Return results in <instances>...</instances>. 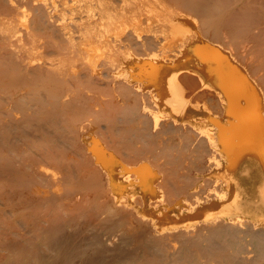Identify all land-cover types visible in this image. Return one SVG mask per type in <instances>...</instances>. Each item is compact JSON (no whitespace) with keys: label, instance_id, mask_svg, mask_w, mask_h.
<instances>
[{"label":"bare ground","instance_id":"bare-ground-1","mask_svg":"<svg viewBox=\"0 0 264 264\" xmlns=\"http://www.w3.org/2000/svg\"><path fill=\"white\" fill-rule=\"evenodd\" d=\"M0 264H264V0H0Z\"/></svg>","mask_w":264,"mask_h":264}]
</instances>
